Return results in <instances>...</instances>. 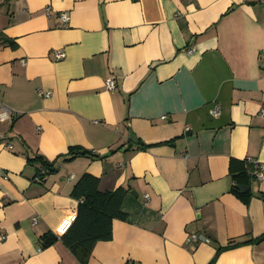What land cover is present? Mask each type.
<instances>
[{
  "label": "crops",
  "instance_id": "0c3cea01",
  "mask_svg": "<svg viewBox=\"0 0 264 264\" xmlns=\"http://www.w3.org/2000/svg\"><path fill=\"white\" fill-rule=\"evenodd\" d=\"M263 52L262 0H0V101L17 113L0 122V264H81L39 239L78 213L86 173L129 190L88 264H210L234 242L215 264H264V179L245 199L230 174L264 168ZM71 147L103 158L37 177L29 159Z\"/></svg>",
  "mask_w": 264,
  "mask_h": 264
},
{
  "label": "trees",
  "instance_id": "16d2710c",
  "mask_svg": "<svg viewBox=\"0 0 264 264\" xmlns=\"http://www.w3.org/2000/svg\"><path fill=\"white\" fill-rule=\"evenodd\" d=\"M5 42L8 43L10 41L5 40ZM12 46L14 47V45ZM138 144L140 145L139 149L142 150H147L153 146L146 145L141 140H139ZM81 154L95 158H103L81 147H71L67 155L55 161H50L43 156H37L34 159H29V162L40 165L37 177L45 179L47 176L58 172L57 165L60 160L70 162ZM254 169L250 172L245 162L238 160L231 161L230 174L234 180L233 192L245 199L251 198V193L246 192L242 194L238 187L248 185L255 178L253 175ZM128 193L129 190L124 187L115 191H101L100 178L90 173L84 174L75 184L72 191V196L80 202L76 221L67 233L62 236L54 234L53 232H48L41 236L39 239L40 248L46 250L54 246L57 242L62 241L78 258L81 264H88L97 244L113 239L114 221H127L129 219L128 213L123 209ZM242 244L244 243L234 242L227 247L221 248L217 257L210 264H215L221 252Z\"/></svg>",
  "mask_w": 264,
  "mask_h": 264
},
{
  "label": "built area",
  "instance_id": "2783aa9c",
  "mask_svg": "<svg viewBox=\"0 0 264 264\" xmlns=\"http://www.w3.org/2000/svg\"><path fill=\"white\" fill-rule=\"evenodd\" d=\"M262 2H264V0H262ZM48 13L51 14V9H48ZM61 18L63 20V22L68 23L70 20L69 14L68 13H63L61 15ZM193 52V51H191ZM58 59H64L66 57V54L63 51H59L57 53ZM263 66H264V52H263ZM107 87L110 91H114L118 88L117 82L115 81L114 78H110L107 80ZM47 96H51L52 93H47ZM220 107L217 106L213 111L212 114L214 116H219L220 115ZM260 116L264 118V105L261 108L260 111ZM17 117V113L16 111L10 109L9 107H7L2 101H0V122H6V121H13L15 118ZM164 119H167V117H163ZM4 137L0 138V142L4 141ZM4 145V143H3ZM9 148H12V145H8ZM255 169L253 172V175L256 179L258 180H263L264 179V168L263 166L258 162V161H252ZM147 199L149 198L148 196L146 197ZM77 218V214L75 213L74 215H72L70 217V219L66 220L63 225L60 227L58 234L60 236L64 235L67 233V231L70 229V227L72 226V224L76 221ZM38 218L34 219V224H38ZM198 241H202V242H207L208 240L206 239L205 236L201 235V234H192L189 237V241L191 243L194 242H198Z\"/></svg>",
  "mask_w": 264,
  "mask_h": 264
},
{
  "label": "water",
  "instance_id": "95a60500",
  "mask_svg": "<svg viewBox=\"0 0 264 264\" xmlns=\"http://www.w3.org/2000/svg\"><path fill=\"white\" fill-rule=\"evenodd\" d=\"M131 138L133 139V142L138 144L139 143V140L138 138L134 137V136H131ZM83 153V152H82ZM238 189L241 191V192H245L248 190V187L247 186H239ZM132 194L134 195V193L132 192ZM137 196V195H136Z\"/></svg>",
  "mask_w": 264,
  "mask_h": 264
}]
</instances>
